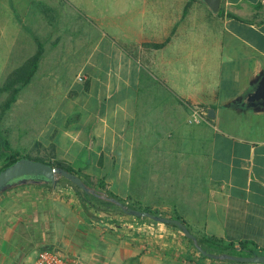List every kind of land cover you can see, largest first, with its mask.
Returning <instances> with one entry per match:
<instances>
[{
  "label": "crops",
  "instance_id": "1",
  "mask_svg": "<svg viewBox=\"0 0 264 264\" xmlns=\"http://www.w3.org/2000/svg\"><path fill=\"white\" fill-rule=\"evenodd\" d=\"M37 41V72L7 111L12 148L179 214L196 236L264 250V104L248 101L264 75V0L217 12L204 0H0V48L26 60ZM195 105L214 116L189 122ZM62 230L76 241L54 240ZM146 239L93 219L68 182L0 193V264H34L43 248L94 264H246Z\"/></svg>",
  "mask_w": 264,
  "mask_h": 264
},
{
  "label": "trees",
  "instance_id": "2",
  "mask_svg": "<svg viewBox=\"0 0 264 264\" xmlns=\"http://www.w3.org/2000/svg\"><path fill=\"white\" fill-rule=\"evenodd\" d=\"M43 53H44L43 44L42 42L38 41L37 52L33 56L28 58L21 66L16 68L8 76L5 83L2 86H0V93H3V92L9 93L7 99L3 102L2 107H1L0 121L2 117L7 113V111L12 107L13 103L17 100L19 93L31 82V80L35 76L37 69L39 67L40 60L43 56ZM24 155L34 158L29 154H23L20 151L12 148L7 136L4 135L0 129V161L5 163L13 158L24 156ZM35 159L46 161L42 158H35ZM53 164L61 166L65 168L66 170H68L69 172H74L78 174L79 176L82 177L85 184L90 189L94 190V192H85L80 187L74 185L70 180L64 178L69 184H71L75 188L79 198L84 204L85 212L89 216L93 217L95 220L99 221L100 218L97 215L90 212L89 208L87 207L88 205L92 207L93 209H95L97 212L104 210L106 213H110L112 210H116L119 214L127 215L122 210V208L119 206V204L115 202V200L125 203L126 205L130 207L139 208L142 210L155 213V211H152L149 208H142L135 203H130L127 200L115 195L113 192H111L109 189L106 188L104 180H100L98 183H94L88 174H85L82 170L74 169L71 165L67 163H64L62 161H56V162H53ZM31 182L42 183V184L49 186L50 188H53L52 183L42 177L27 178L26 182L18 181L16 184L31 183ZM173 217L178 218L182 220L185 224H187V222L184 220V218L181 215L175 214ZM144 219L149 220V218H144ZM150 221L156 222L151 219ZM168 226H171V225H168ZM174 228H176L177 230H180L177 227H174ZM183 236L185 240L187 241V243L190 246L194 247L196 251L199 252L200 255L204 258H209V257L203 255L198 249L197 245H200L202 248L209 250L210 252H214V253H229V254L248 255V256L253 255V254H264L263 249L257 247L256 245H254L252 242H249V241H240V242L235 243V242H226L223 239L216 238V237L197 236L198 244H196V242L193 239L187 237L184 233H183ZM209 259H212V258H209ZM212 260H216L220 262L242 263V262H237L233 260H218V259H212ZM246 264H254V263H246Z\"/></svg>",
  "mask_w": 264,
  "mask_h": 264
},
{
  "label": "water",
  "instance_id": "3",
  "mask_svg": "<svg viewBox=\"0 0 264 264\" xmlns=\"http://www.w3.org/2000/svg\"><path fill=\"white\" fill-rule=\"evenodd\" d=\"M214 12L219 10L221 0H204ZM248 101H252L254 104L258 102L264 104V75L261 77L259 84L255 91L251 92L248 96ZM210 116H214L213 110L209 111ZM42 177L50 181L54 187H56L60 181V178L64 177L70 180L74 185L80 187L85 192H94L90 189L82 177L74 172H69L65 168L46 162L37 160L35 158L28 157L26 155L13 158L0 166V193L7 188L15 185L18 181L26 182L27 178ZM122 210L132 216L139 218H149L156 222L165 223L179 228L187 237L193 239L196 244L197 236L193 234L187 224L182 220L172 217L165 216L158 213L134 208L126 205L125 203L115 200ZM200 252L212 259L218 260H233L242 263H260L264 264V254H253V255H236L229 253H214L202 248L197 245Z\"/></svg>",
  "mask_w": 264,
  "mask_h": 264
},
{
  "label": "rangeland",
  "instance_id": "4",
  "mask_svg": "<svg viewBox=\"0 0 264 264\" xmlns=\"http://www.w3.org/2000/svg\"><path fill=\"white\" fill-rule=\"evenodd\" d=\"M37 43H38V41H37ZM20 55H21V53L18 52L17 49L13 51L12 50V47H11V49L5 48L4 50H2L0 48V86H2L5 83V81L8 78V76L16 68H18L19 66H21L27 60V59L26 60H22L20 58ZM59 71L61 73H63V69H61ZM28 89L29 88H25V90L23 92H25V93L28 92L27 91ZM8 95H9V93H6V92L0 93V116H1V107H2V104L7 99ZM42 99L45 100L44 99V96H43ZM37 101L38 100H36V102ZM38 102H40V100ZM37 109H39V108H37ZM44 110L47 111L48 109H44ZM44 110L43 109L37 110V114H38L39 117L44 116V114H45V111ZM10 112H12V111L10 110L9 113H7L5 115L3 121L1 119V121H0V129L1 130L5 129V127L7 125V122H9V120H10V117H9ZM3 131L5 132V130H3ZM5 134L9 138L8 133L5 132ZM60 181L67 182L64 179V177L60 178ZM87 207L89 208V210H90L91 213H93V214H95V213L101 214L100 216L97 215L100 218V220H99L100 223H102V224L103 223H108L110 225H114L115 227H117L120 230H122V234L126 235L127 237H130V236L127 235V233L129 231H131V230H127V225H126V222H131L132 221V219L130 217H127L126 215H123V214H119L116 210H112L110 213H106L104 210L97 212L95 209H93L89 205ZM145 221L152 222V221H150V219L149 220H145ZM153 223L155 225H158V223H156V222H153ZM167 226H168L167 224L165 225L163 223H160L159 224V229L158 230L155 229L153 233H151L149 235H146L145 233H141V234L137 233L136 235H134L132 237L133 238H140V239H143V240L147 238L146 241L149 240V242L147 244L150 245V246L153 244L152 243L153 241L155 242L159 238H161L163 236H166V235H168V238H170V237H174V238L179 237V239H180V237H181L185 242H187L185 240L184 236H183L182 231L177 230L173 226H171V227H167ZM162 229H165L166 231L165 230H162ZM168 230H169V232H168ZM141 235H144V236H141ZM53 238H54V240L59 239L61 241V243H63V241H65V240H70V241L73 240V241H76V239H77L76 236L73 234L72 231L71 232H65V230L64 231L62 230L59 235L58 234H55L53 236ZM146 241H145V243H146ZM192 248H193L192 254L195 255V253H196L199 256L200 253L197 252L194 247H192ZM88 261H89L90 264H94V261L89 260V259H88ZM96 262H99L100 264H110L109 263L110 261L106 257L104 258L102 256H98L97 259H96ZM194 264H198V261L195 260V263Z\"/></svg>",
  "mask_w": 264,
  "mask_h": 264
},
{
  "label": "built area",
  "instance_id": "5",
  "mask_svg": "<svg viewBox=\"0 0 264 264\" xmlns=\"http://www.w3.org/2000/svg\"><path fill=\"white\" fill-rule=\"evenodd\" d=\"M83 81V77H79ZM209 116L208 110L200 105H195L191 109L189 122L199 123L204 121ZM132 219L131 222H126L127 230H131L127 233L132 237L137 233H145L146 235L154 232L155 229H159V224L155 225L153 222H147L144 218H139L132 215H126ZM165 224V223H163ZM166 225V224H165ZM133 238V237H132ZM34 264H90L88 260L79 255H67L60 249L55 248H43L39 251L37 259Z\"/></svg>",
  "mask_w": 264,
  "mask_h": 264
}]
</instances>
